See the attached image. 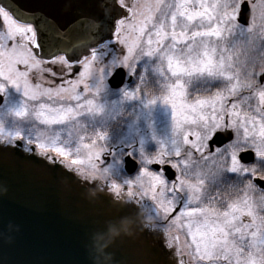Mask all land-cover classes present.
Here are the masks:
<instances>
[{
  "label": "rangeland",
  "instance_id": "374dc122",
  "mask_svg": "<svg viewBox=\"0 0 264 264\" xmlns=\"http://www.w3.org/2000/svg\"><path fill=\"white\" fill-rule=\"evenodd\" d=\"M243 1L250 3L252 14L249 26H253V30L250 32L249 26L243 27L237 21L230 19V25H237L234 34L216 42L218 49L227 48L235 57L234 70L241 81L250 79L251 71H247L246 68L248 59L252 58L253 53L256 56L264 53V38H262L264 21L258 18L257 0H229L227 6L224 0H221V9L231 17L239 12ZM141 4L133 6L130 18L117 25L119 35L113 41L117 43V51L107 45L112 42L105 43L92 51L78 63L81 71L68 88L54 90L32 83L26 77L27 72L19 71V66L30 64L37 68L40 63L34 57L18 52L14 77L1 88L6 90L9 88L12 91L13 85L18 99L8 100V103L0 108V140L6 143L21 141L26 148L33 146L37 153L56 158L90 185L94 186L97 182L113 195L135 203L142 208L147 221L154 224L152 228L161 231L168 247H172L174 246L171 241L172 226L168 223L160 226L167 221L173 207V200L169 198L171 187L164 183L160 175L149 170V167L168 156L176 155L177 152L182 154L181 148H175L174 145L182 146V149L188 145L190 152L186 153L185 162L183 161L181 168H178L181 170V175L186 173L190 178L195 177L199 184L200 168L193 162L196 158L192 153L197 152L201 155V150L206 148L207 137L211 136L217 127L222 126L223 122L215 121L207 125L197 123L177 131L172 107L161 98L160 84L164 82V77L154 58L141 56L139 61V64L146 62L151 65L146 74L156 81L154 92L145 90L144 83H139L141 80L131 87L124 85L118 90L109 87L107 82L115 69L122 67L127 75L132 74L133 61H129L128 66L125 67L124 57L127 55L125 37L140 22L139 11L144 5V0ZM123 49L124 54H121ZM147 76L144 75L146 78ZM144 80L145 78L142 82ZM201 81L213 86L220 83L224 85L225 91L228 87L223 81L211 80L207 77ZM129 93L131 96L128 95ZM121 115L123 120L120 124L121 128L111 131L105 128ZM71 120L76 122L74 132L71 130L73 127ZM60 127L66 129L69 127L68 133L60 130ZM94 128L97 129L94 131ZM88 132L92 133L90 139ZM120 146L130 147L131 152L142 164V168L132 178L121 176L122 157H114L108 166L103 167L105 163L103 157L107 156L110 149L119 150ZM249 147H252L260 159L264 160V141L259 143L245 141L242 133L236 129V173L248 172L252 175L253 168L244 169L239 166L237 160L238 151ZM186 184L191 191L194 184L187 181ZM259 201L260 205L254 206L255 200L241 196L228 203L226 209L219 215L225 220L222 214L229 210L230 205H238L241 209L245 207L264 209V197H260ZM212 213L215 217V213ZM185 214L195 217V221L199 222L202 218H197L196 214L199 212ZM178 238L180 243L175 247L180 257L178 262L189 264L194 256L187 251L188 247L181 236Z\"/></svg>",
  "mask_w": 264,
  "mask_h": 264
},
{
  "label": "water",
  "instance_id": "95a60500",
  "mask_svg": "<svg viewBox=\"0 0 264 264\" xmlns=\"http://www.w3.org/2000/svg\"><path fill=\"white\" fill-rule=\"evenodd\" d=\"M0 7L33 28L40 59L62 56L71 63L112 42L124 15L117 0H0ZM238 14V24L247 27L251 17L247 1ZM125 79L123 69L107 83L118 90ZM131 83L129 77L127 84ZM229 134L220 133L217 143L229 142ZM253 158L252 152L240 155L244 163ZM137 168L133 158L125 157L128 175ZM163 170L169 180L174 178L169 166ZM255 183L264 189V181ZM0 264H178V260L138 205L115 197L97 182L90 185L33 146L0 140Z\"/></svg>",
  "mask_w": 264,
  "mask_h": 264
},
{
  "label": "snow or ice",
  "instance_id": "6c2138e0",
  "mask_svg": "<svg viewBox=\"0 0 264 264\" xmlns=\"http://www.w3.org/2000/svg\"><path fill=\"white\" fill-rule=\"evenodd\" d=\"M228 2L224 0L225 6ZM257 4L258 18L264 21V0H257ZM139 14L138 26L125 37V67L133 61L132 74L141 76V56L156 59L164 77L160 84L161 98L172 107L176 130L220 121L232 126L225 128L230 133L229 141L234 139L235 129H239L245 141H264V87H261L264 72L252 71L250 79L241 81L234 70L235 57L227 48L216 46L217 41L234 34L237 25H230L229 20L238 22L239 14L229 17L221 9V0H144ZM248 30L251 32L253 26ZM121 71L122 68H117L113 78ZM205 77L223 81L228 85L226 91L215 87L194 94ZM250 100L255 101V114H251ZM219 135L217 127L208 137L210 149L213 145L215 149L223 147L222 143H217ZM176 156L179 157L180 152ZM253 179L257 183L264 181V177ZM222 215L225 220L217 219L208 232L201 231L199 221H192L198 225L191 235L199 259L225 264H264V240L260 238L264 218L258 223L251 209H241L238 205H230Z\"/></svg>",
  "mask_w": 264,
  "mask_h": 264
},
{
  "label": "flooded vegetation",
  "instance_id": "af4514ba",
  "mask_svg": "<svg viewBox=\"0 0 264 264\" xmlns=\"http://www.w3.org/2000/svg\"><path fill=\"white\" fill-rule=\"evenodd\" d=\"M142 2L143 0H117L118 6L124 11V15L117 22V25L126 21L125 19L130 18L133 6H140L142 5ZM118 35L119 30L117 26L114 34V40L117 39ZM113 41L107 45L112 50L117 51V43L115 44ZM35 50L36 38L33 28L31 26L18 23L7 11L0 7V98L2 97V104H0V108L3 107L5 103H8V100L18 99L15 95L16 92L13 85L12 91L9 90V88L8 90L1 89L3 85L8 84V82L14 77L13 75L16 71L15 68L17 67L16 55L18 52L20 54L25 53L30 57H34L36 61L40 63L37 68L32 67L30 64H22L19 66L20 70L18 69L19 71L27 72V79H30V81H32L35 85L37 84L41 87L54 90L65 89L77 79V76L81 71V67L78 63H71L64 57L42 60L35 54ZM121 54H124V49L121 50ZM139 65L142 75L139 77L133 74L127 75L126 73L127 78H133L132 83L127 86L131 87L134 85L137 78H140L139 80L141 81L146 78L144 75L147 76L146 72L150 69L151 65L146 62L140 63ZM147 78H149V80L152 79V77L149 76H147ZM154 82L156 83L155 80ZM223 86L224 85H220V83L213 86L212 84L205 83V81H200V87L194 90V94L208 89L214 90L215 87L223 89ZM77 97L78 95H76V98ZM189 99H191V97H189ZM249 102L253 104L251 114H255V101L250 100ZM262 119H264V116H262ZM72 120L71 122H73L72 126L74 128L72 127L71 130L74 132L76 122ZM226 127L231 128L232 126L230 123L227 125L223 123V125L219 127L220 133L226 132ZM96 129L94 128V131ZM60 130L68 133L69 127H67V129L65 127H60ZM208 137L205 142L206 148L201 150V155H198L197 152L192 153V155L196 158L193 162L198 165V168H200L201 177L198 180L199 184L195 177L190 178L186 175V173L183 175L180 174L181 170L179 168H181V164L185 160L184 156L187 152H190V146L188 145H186L183 149L182 146L174 145L173 147L175 148H181L180 150L182 151V154L180 153L179 157L171 155L164 158L162 163L159 162L152 164L159 166L158 169H153L152 165L149 167V170L160 175L164 183L171 187L169 198L173 200V207L168 215L167 221L161 223L160 226L167 223L172 226L173 233L171 241L174 246H170L169 248L173 251L177 259L180 257L175 247L179 246L180 239L178 237L181 236L186 244V247H188L187 251L192 253V256H194V258L192 257V260L189 261V264H225V262L217 260L204 261L199 259L196 255V248L193 244L191 235L198 227L197 224L193 225L192 222V220H195L196 218L190 217L185 213L199 212V214H196L197 218L202 217L200 219L199 227L201 231L208 232L211 230L217 219L221 222L224 221L219 213L226 209L227 204L231 201H234L241 196H247L252 200H255L253 204L254 206H257V204L260 205V197H264V189H261L253 179L254 177H264V160L260 159L259 155L256 154L252 147L242 148L237 154L239 166L244 169L253 168L252 175L248 172L236 173V129L234 139L226 142L220 149H215L214 145L210 149L208 147ZM121 147L122 146L119 147L120 151L117 148L110 149L107 156L103 157V159H105L103 167L108 166L114 157H122L123 169L121 171V176L132 178L136 175L139 169L142 168V164L139 162L135 154L131 152L130 147ZM67 148H69V146H67ZM247 152H252L254 158L253 161L244 163L240 159V155ZM127 156H130L138 163V170L133 176L127 175L124 171V159ZM171 164H175L176 167H170ZM165 166H169L174 172L175 176L172 180H169L165 175L163 170ZM185 180L194 184L191 191ZM193 189H196L197 191H193ZM125 190H127V188H125ZM249 209H251L257 217L258 223L261 218H264V209L257 210V207L256 209ZM212 212L215 213V217H213L214 215ZM244 219L247 220L248 217H245ZM147 223L152 227L154 225L150 221H147ZM260 238L261 240H264V231L260 232Z\"/></svg>",
  "mask_w": 264,
  "mask_h": 264
},
{
  "label": "trees",
  "instance_id": "16d2710c",
  "mask_svg": "<svg viewBox=\"0 0 264 264\" xmlns=\"http://www.w3.org/2000/svg\"><path fill=\"white\" fill-rule=\"evenodd\" d=\"M247 66V71H255L257 74H259L260 71L263 70L264 68V53L262 54H258L257 56L255 55V53H253V56L251 59H248V62H246ZM140 77V76H139ZM140 78H137L136 79V82L137 83L139 81ZM139 83H144V89L145 90H152V92H154L156 89H155V82L153 79L149 80V78H145V80L142 82H139ZM122 115L120 117L117 118L116 121H114L112 124H109L107 127H105L107 130L111 131L112 129L113 130H116L118 129L119 127L121 128V122H122ZM90 135H89V139H90V136H92V133L88 132Z\"/></svg>",
  "mask_w": 264,
  "mask_h": 264
}]
</instances>
